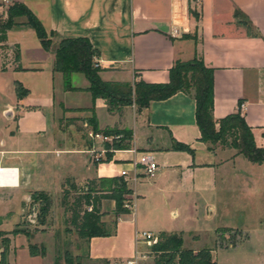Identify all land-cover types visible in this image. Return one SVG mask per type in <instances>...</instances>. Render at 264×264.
<instances>
[{"label":"crops","instance_id":"crops-1","mask_svg":"<svg viewBox=\"0 0 264 264\" xmlns=\"http://www.w3.org/2000/svg\"><path fill=\"white\" fill-rule=\"evenodd\" d=\"M12 3L32 13L50 43L47 49L41 46L23 15L13 16L0 35V168L14 171L15 179L0 184V230L14 228L31 193L41 192L50 205L30 244H40L50 264L59 246L68 245L65 228L72 230L79 264H124L143 247L144 241L134 236L141 231L177 233L182 247L207 248L213 259L218 228L241 236L233 247H219L226 251L224 264H264V162L251 163L230 147L207 149L199 140L194 100L186 93L177 91L141 108L131 103L108 111L104 99H92L85 90L83 74L70 72L66 89L62 73L53 69L61 37L89 41L98 51L102 81L161 83L174 60L199 58L212 69L213 119L236 111L239 101L255 144L263 145L264 0H8L0 1L1 21ZM172 28L176 35L170 34ZM15 83L25 90L20 96ZM91 108L98 131L130 132L128 146L111 150L107 161L91 159L88 150L100 143L79 126ZM174 142L189 151L174 149ZM142 152L152 154L154 175L145 177L135 168L136 179L126 183L133 204L129 213L115 216L113 201H100V220L109 234L82 241V257L76 247L81 240L70 225H62V181L69 177L81 185L95 177L118 176L121 169L132 174V162ZM52 191L62 217L57 223L51 219ZM180 210L188 212L179 216ZM202 217L212 222L210 233L188 227ZM41 233L48 236V248L34 241ZM136 264L153 263L145 257Z\"/></svg>","mask_w":264,"mask_h":264},{"label":"trees","instance_id":"trees-1","mask_svg":"<svg viewBox=\"0 0 264 264\" xmlns=\"http://www.w3.org/2000/svg\"><path fill=\"white\" fill-rule=\"evenodd\" d=\"M15 15H23L26 23L34 30L41 46L47 49L50 41L40 22L32 13L20 3H12L7 7V19L0 20V35L11 24V18ZM98 51L93 48L85 37H61L53 51V69L62 73L63 87L69 88L68 75L70 72L83 74L88 85L85 88L92 99L105 100L108 111L118 110L121 106L133 102L137 108L145 107L152 100H161L171 94L181 91L190 95L195 104L194 120L199 131V140L211 150L209 144L214 142L222 146L230 147L236 153L241 154L251 163L264 162V144L256 145L250 127L245 123L240 112V102H237L236 111L217 120L212 117V69L205 66L199 58L186 61L174 60L168 68V79L161 83H149L143 80L132 82L102 81L98 76L99 67L96 63ZM14 89L17 96L25 90L20 84L15 83ZM87 119L92 130L95 128V116L92 108ZM103 133H120L119 141L112 144V148H126L130 140L128 130H103ZM264 141V127L261 132ZM108 147L106 144L104 145ZM174 149L189 151V148L181 143L174 142ZM110 151H105L101 161L110 158ZM74 191L76 195L68 200V193ZM121 176L95 177L78 185L72 178L66 177L61 183L59 206L68 213L65 221L73 228L76 236L81 241H87L92 236H105L109 232L100 220L99 203L102 199L112 200L114 203L113 214L115 216L129 213L123 206L127 200L125 194H129ZM31 202H39L36 223L43 225L48 213L50 198L41 192H33L30 195ZM83 206H90L89 210ZM29 232L14 229L12 233ZM181 237L177 233L160 232L155 243L149 246L154 253L153 264H215L209 249L200 248L193 251L181 246ZM30 255H43L44 249L40 246L37 251L34 244L28 245ZM4 252L0 253V263H4ZM62 260L64 264H79L78 258L73 261L67 249H63ZM56 264V260H54Z\"/></svg>","mask_w":264,"mask_h":264},{"label":"rangeland","instance_id":"rangeland-1","mask_svg":"<svg viewBox=\"0 0 264 264\" xmlns=\"http://www.w3.org/2000/svg\"><path fill=\"white\" fill-rule=\"evenodd\" d=\"M48 36V35H47ZM132 103V102H131ZM60 119V123H62L64 121L63 118H59ZM70 118H68L69 120ZM83 122H86L89 125V123L87 122L86 119H84V121H81L79 124V126L82 128L83 133L85 132V127H83L81 124H83ZM209 147L211 149H217L220 147H226V146H222L220 143L218 142H214L213 144H209ZM233 149V148H232ZM125 184L127 183V181H124ZM127 186V185H126ZM76 195V193L74 191H70L68 193V200L70 201L72 197H74ZM60 197V195H59ZM125 198H127V200L132 203V196L131 194H125L124 195ZM57 193L52 191L51 192V219L53 221V223H57L62 217H61V211L59 206L57 205ZM59 201V198H58ZM56 202V203H55ZM35 212L38 213V208L40 203L39 202H35ZM31 204L26 206L25 212L22 215V218L20 220V222L14 226V228H12L9 231H3L0 230V253L4 252V263H7V260L9 261V264H50L49 262V257H48V253L47 254H43L42 256L39 254H35L36 256H41L40 258L37 257H31L33 255L30 256L29 253H27L28 251V244H30V236L31 233H36L39 232L40 229V225H38L36 222H29L27 220V213L30 211V206ZM83 208H85V206H83ZM130 211V210H129ZM203 214H204V210ZM62 214L64 217V222L62 221V225L68 226L69 224L67 223V221H65L68 217V213L64 212L62 209ZM188 212V210H180L179 211V216H184L186 215ZM66 214V215H65ZM37 216V214H36ZM66 216V217H65ZM201 216L202 213H201ZM219 220V218H216ZM200 220V219H199ZM217 220V221H218ZM212 222L211 221H207L205 220V217H202V221H197V222H188V227L192 228V229H197V230H204L206 233H210V227H211ZM47 226H49V223L47 224ZM59 227L61 228V226L59 225ZM48 228V227H47ZM14 229H18V230H23V231H27L30 233V235H25L23 233H12V230ZM46 230V229H45ZM64 232H66V236H67V244L68 245H63V246H59V250L56 252L55 254V258L54 260H56V264H63V260H62V252L63 249H67V251L70 253V256L72 258V260H75V257L73 256V252H75V247L71 246L73 245L72 241L70 240L72 237V230L71 229H67L65 228L63 230ZM214 240H213V246H218L216 247V250H214L213 252V260L215 261L216 264H224V256L226 255V251L221 249V248H230L233 247L235 245V243L241 238V236L238 234L237 230L234 229H228V228H218L216 230H214ZM26 238L28 244L26 245V241L24 239H22L23 237ZM34 241H41L46 248H48V236L41 233L40 235H36L34 237ZM182 241V239H181ZM37 251H39L40 249V244L37 245L35 244ZM83 244L82 241H80L79 243H76V247L79 249V252L81 253V256H84L83 253ZM181 246H182V242H181ZM67 247V248H66ZM221 247V248H219ZM184 248V247H183ZM219 248V249H217ZM27 249V250H26ZM137 253L139 255V257L137 258V260H144L145 257H148L150 262L153 263L154 260V253L152 251H150L149 246L145 244V242L143 243V247L142 245H140L137 248ZM29 254V255H28ZM1 264V263H0Z\"/></svg>","mask_w":264,"mask_h":264},{"label":"built area","instance_id":"built-area-1","mask_svg":"<svg viewBox=\"0 0 264 264\" xmlns=\"http://www.w3.org/2000/svg\"><path fill=\"white\" fill-rule=\"evenodd\" d=\"M3 3H7L8 0H0ZM178 33V30L176 28H172L170 34L176 35ZM97 63H95L96 65ZM132 104H134L132 102ZM240 108L243 107V104L240 103ZM83 127H85V134L88 138L92 139L93 141H97L100 143V146L96 149H90L88 150V153L91 157V159L94 162H102L101 160L104 158L105 151H111L114 148H112V144L116 141H119L122 137L120 133H103L102 131H94L91 129L90 126L86 122H83ZM107 145L106 148L104 145ZM135 168H140L143 175L145 177H152L157 169L156 162L150 152H142L137 155V157L132 162V174H129L127 170L121 169L118 173V176H121L123 181H134L136 179V172L134 171ZM2 168H0V171ZM11 176V175H10ZM9 176V177H10ZM31 208L30 211L27 213V220L29 222H36V212H35V204L34 202H31ZM28 204V205H29ZM132 203H130L128 200H125L123 202V206L131 210L132 209ZM86 210L90 209V206L85 207ZM134 236L136 240H143L146 245L150 246L151 244L155 243L157 240V235L151 234L149 232H135ZM139 257L138 253L136 252L134 257L132 259L126 260L124 264H136L137 258ZM111 264H117L116 262H112Z\"/></svg>","mask_w":264,"mask_h":264},{"label":"bare ground","instance_id":"bare-ground-1","mask_svg":"<svg viewBox=\"0 0 264 264\" xmlns=\"http://www.w3.org/2000/svg\"><path fill=\"white\" fill-rule=\"evenodd\" d=\"M12 175L11 177H8ZM14 171L12 170H4L2 169L0 171V184H6V183H14Z\"/></svg>","mask_w":264,"mask_h":264}]
</instances>
